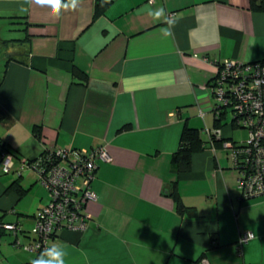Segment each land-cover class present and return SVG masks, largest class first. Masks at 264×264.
<instances>
[{
	"label": "crops",
	"instance_id": "crops-1",
	"mask_svg": "<svg viewBox=\"0 0 264 264\" xmlns=\"http://www.w3.org/2000/svg\"><path fill=\"white\" fill-rule=\"evenodd\" d=\"M96 1L56 18L34 0H0V18L23 24L20 37H0L4 52L14 41L27 49V61L0 62V138L15 155L9 172L0 168V264L37 257L22 244L48 200L17 158L98 145L111 160L98 162L88 227L50 241L65 264H264V194L242 197L230 150L219 142L214 153H193L187 172L171 161L184 127L216 122L215 66L204 57L264 61V9L250 0H108L96 12ZM159 8L166 15L156 20L149 13ZM245 231L254 237L239 253Z\"/></svg>",
	"mask_w": 264,
	"mask_h": 264
},
{
	"label": "built area",
	"instance_id": "built-area-1",
	"mask_svg": "<svg viewBox=\"0 0 264 264\" xmlns=\"http://www.w3.org/2000/svg\"><path fill=\"white\" fill-rule=\"evenodd\" d=\"M152 1V0H150ZM215 66V74L208 87L213 100L216 117L232 113L231 123L246 130V137L234 142L223 140L220 127L204 126L202 135L207 148L215 152L217 141L230 150L237 170V185L243 198L264 194V61H240L235 58L208 59ZM231 140V141H229ZM11 156V160L5 158ZM20 169L34 170L47 191L48 200L36 212L28 243L17 241L23 248L37 254L50 247L51 239L61 229L85 230L91 219L85 204L97 200L92 187L99 161H110L111 156L104 145L91 149L73 147H49L33 159L17 158ZM15 164V155L2 149L0 168L9 172ZM1 227L16 233L18 223H2ZM251 231L241 234L237 249L253 238ZM36 257V258H37ZM35 258V259H36ZM32 262V261H31ZM31 262L24 264H31Z\"/></svg>",
	"mask_w": 264,
	"mask_h": 264
},
{
	"label": "trees",
	"instance_id": "trees-1",
	"mask_svg": "<svg viewBox=\"0 0 264 264\" xmlns=\"http://www.w3.org/2000/svg\"><path fill=\"white\" fill-rule=\"evenodd\" d=\"M108 4V0H97L96 1V12L102 9L105 5ZM250 7L255 10H261L264 9V0H250ZM6 114L4 111L0 109V119H4ZM225 117L222 116L216 117V122L214 124V127H220L221 128V119ZM235 126V124L233 125ZM240 127V126H238ZM34 134L38 137H40V127L35 126L33 128ZM223 140H228L231 139L234 142H237L236 140H233L230 137H225L223 133ZM222 141H217L216 144ZM223 143V142H222ZM0 146L3 149L8 150L6 148L5 144L1 141L0 138ZM207 148V142L206 138L202 135L201 131L194 129V128H189V127H184L181 138H180V145L178 149L173 153L172 155V167L176 172H187L191 169L192 166V155L193 153L201 150H205ZM9 151V150H8ZM11 152V151H10ZM14 186H17L16 183H14ZM18 192H20V189L17 188ZM182 203L180 200H178V206L181 208Z\"/></svg>",
	"mask_w": 264,
	"mask_h": 264
},
{
	"label": "clouds",
	"instance_id": "clouds-1",
	"mask_svg": "<svg viewBox=\"0 0 264 264\" xmlns=\"http://www.w3.org/2000/svg\"><path fill=\"white\" fill-rule=\"evenodd\" d=\"M32 2L33 0H26V3ZM34 3L40 6H48L50 8V14L59 18L61 10L75 11L80 4V0H34ZM149 14L156 20L166 15L163 8L156 9ZM168 23L171 24L173 22L168 20ZM164 34L170 35V31L165 29ZM11 158V156H8L5 158V161H9ZM64 256V250L57 245H53L45 248L36 259L32 260L31 264H65Z\"/></svg>",
	"mask_w": 264,
	"mask_h": 264
},
{
	"label": "rangeland",
	"instance_id": "rangeland-1",
	"mask_svg": "<svg viewBox=\"0 0 264 264\" xmlns=\"http://www.w3.org/2000/svg\"><path fill=\"white\" fill-rule=\"evenodd\" d=\"M23 24L19 21L0 18V37L2 39H15L22 35ZM1 39V41H2ZM0 41V62L4 57V49L1 46ZM232 119V113L230 110L227 111L225 117L221 119V128L227 136H231L233 140L241 141L246 137V131L238 126H231L230 122ZM231 141V140H229ZM33 227V225H32Z\"/></svg>",
	"mask_w": 264,
	"mask_h": 264
},
{
	"label": "water",
	"instance_id": "water-1",
	"mask_svg": "<svg viewBox=\"0 0 264 264\" xmlns=\"http://www.w3.org/2000/svg\"><path fill=\"white\" fill-rule=\"evenodd\" d=\"M26 45L19 44L18 41L12 42V45L8 47V49L4 52V58H13V59H19L23 61H27L26 58Z\"/></svg>",
	"mask_w": 264,
	"mask_h": 264
}]
</instances>
